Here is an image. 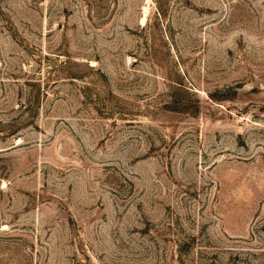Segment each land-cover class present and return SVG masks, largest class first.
<instances>
[{
  "label": "rangeland",
  "instance_id": "374dc122",
  "mask_svg": "<svg viewBox=\"0 0 264 264\" xmlns=\"http://www.w3.org/2000/svg\"><path fill=\"white\" fill-rule=\"evenodd\" d=\"M0 264H264V0H0Z\"/></svg>",
  "mask_w": 264,
  "mask_h": 264
}]
</instances>
